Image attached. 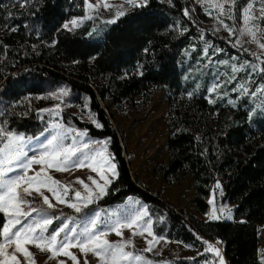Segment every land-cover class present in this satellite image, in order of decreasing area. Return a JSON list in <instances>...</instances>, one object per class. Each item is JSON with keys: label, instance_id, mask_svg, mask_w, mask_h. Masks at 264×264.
Returning a JSON list of instances; mask_svg holds the SVG:
<instances>
[{"label": "trees", "instance_id": "trees-1", "mask_svg": "<svg viewBox=\"0 0 264 264\" xmlns=\"http://www.w3.org/2000/svg\"><path fill=\"white\" fill-rule=\"evenodd\" d=\"M248 1L235 2L237 14ZM84 13L85 0H0V125L40 135L46 128L40 110L58 95L66 106H76L62 110L65 125L87 130L92 138L110 139L107 150L119 174L107 195L74 216L137 197L147 206L154 234L182 242L196 255L175 258L132 245L127 250L155 262L208 264L213 254L205 249L214 240L223 244L227 264H262L264 223L200 219L161 198L132 173L125 132L112 122L110 108L141 110L155 90H165L171 103L169 156L154 174L169 184L193 177L194 203L202 214L209 210L217 183L221 202L244 205L264 192V92L256 91L264 86V54L241 50L208 30L204 23L211 16L192 0H147L115 23L98 22L95 33L89 23L76 30L63 27ZM208 43L221 50L218 61L226 54L254 64L229 68L212 97L215 73L202 56ZM241 82L248 88L244 94ZM45 210L59 216L56 209ZM60 215L50 233L62 224ZM6 222L0 212V231Z\"/></svg>", "mask_w": 264, "mask_h": 264}, {"label": "rangeland", "instance_id": "rangeland-1", "mask_svg": "<svg viewBox=\"0 0 264 264\" xmlns=\"http://www.w3.org/2000/svg\"><path fill=\"white\" fill-rule=\"evenodd\" d=\"M237 0H235L236 2ZM194 4H199L204 7L205 11L211 16L209 22H205V27L213 32L218 33L223 38L232 42L237 48L241 50H247L251 53H263L264 49L260 48V44L264 43V32L260 29H264V18H261V9L264 8V0H249L248 3L243 7L241 13L237 14L235 3L232 0H192ZM110 5L111 7L105 8L104 4ZM88 4L95 5V8H89L85 4V13L82 16H76L71 18L66 22L68 28L71 30H76L82 27L84 24L89 23L90 32H97L99 28L98 22H105L117 19V12L123 11L127 12L134 8V6L128 4L126 0H88ZM251 5L250 15L256 17V19L245 23L244 15L245 10ZM90 17V18H89ZM77 20L79 26H73L71 21ZM227 26V27H225ZM255 33L256 39L254 40L252 35L249 33ZM221 50L219 48L213 47L211 43L204 48L202 56L205 58L206 67H210L215 73L213 81L209 86L210 97L215 91H211L214 84L219 86L224 80L223 75L228 72V69L239 70L241 67H254V64L247 59H240L237 55L228 57L225 54V58L222 61H218L217 53ZM227 63H224V62ZM244 86L242 89H247L245 83L241 82L238 87ZM240 90L241 94L245 91ZM252 95V94H251ZM254 97V95H252ZM180 100V102H182ZM59 106V110H57ZM171 103L165 90H155L152 94L151 101L148 105L141 110H134L129 107L115 109L110 108L113 118L112 122L117 125V127L125 132L126 140L125 145L127 151L131 153V170L132 173L136 174L142 182L152 189L155 193L160 194L161 198L166 200L175 208H181L186 214L194 215L200 219L212 218L213 210H216V216L219 218H228L234 220H250L264 223V192L253 196L244 205L230 204L226 202H221L217 194L221 195L218 189L212 191L209 197V210L206 214H202L198 211L195 203V183L193 177H186L180 180L176 184H169L164 181L162 177H158L154 174L155 168L162 162L166 161L169 156L168 138H169V117H170ZM42 109H51L52 112H40L41 119L45 122L46 128L43 133L38 136H27L22 134L25 138V143L23 145L24 150L28 153V156L36 155L38 158L41 149L39 145L46 137H49L51 132L54 131L50 126L52 124H60L65 128H73L65 125L62 122L61 113L64 109L76 110L75 105L66 106L62 99L58 95L54 96L53 101ZM1 126V125H0ZM48 129V131H46ZM76 129V128H74ZM83 131L81 129H77ZM21 134V133H16ZM90 141H104L97 138H92L88 134L83 138V141L77 139L76 147L81 148L82 144ZM66 144H71L72 139L69 138L65 141ZM2 146V144H0ZM103 147V145H97L89 143L88 149L84 151H89L91 149ZM108 150L104 153L106 156ZM79 155V153H78ZM3 159V156H0ZM25 159V157H21ZM99 159V157H97ZM17 161H13L11 167H15ZM114 163V161H113ZM95 166V162H93ZM20 170L16 173H9V175L19 174ZM36 173H40V178L45 179L46 177H51L53 180L59 181V185H53L54 188H58L61 195L67 201L66 203H59L55 199V195L49 192L47 188L41 187L40 191L44 195L49 197L50 202L55 206L51 209H56L60 214H63L62 227L67 224V229L60 233L57 238L63 240L65 236L70 239L75 237L77 234L82 233L85 228H91L90 222L95 217L96 213H99V217L96 221V228H91V231H103L107 234L102 237L107 239L112 243H117L119 241L132 240V246L140 249H146L151 246L152 250L149 251L154 254H170L175 258L182 257H192L193 251L188 246L179 241L170 240L166 237L157 236L153 232L152 218L148 215V210L146 204L137 197H128L126 202L120 205H113L103 209H92L90 212L76 217L72 213L76 212L74 208L69 207V203H75L81 210L85 207L76 198L75 193L77 191L81 192L82 195H86L83 186L77 182V178L83 180L85 184H88L93 190H95V185L92 181L88 179L92 177L98 181L101 185L104 181L100 179V175L97 172H93L87 164L81 167H75L69 165L66 171H57L55 168H49L47 164H37L33 163L28 169L27 176H35ZM109 179H115L112 177L110 170L105 169L104 173ZM51 183V181H49ZM67 187V193L65 194L63 189ZM27 185H22L18 191L23 195V188ZM32 197H35L37 201L41 203L43 209H50L46 204L43 203L42 197L36 193L33 189ZM30 196L25 198L30 200ZM36 200H30V204L23 205L25 210H30L31 208H40L36 204ZM94 200H96L94 198ZM137 201L139 203H137ZM90 205V204H89ZM88 205V206H89ZM87 206V207H88ZM223 207L224 212H220L219 209ZM230 214H229V211ZM50 215V210H46ZM141 213V219H139L133 226L127 227L125 225L126 221L134 217L137 213ZM147 213L146 215L144 213ZM230 215V218H229ZM8 219V218H7ZM40 219L37 213H32V216L27 220L23 221L26 224H33L36 220ZM151 220L150 230L152 235L145 231L149 227L148 220ZM56 220V219H54ZM53 220V221H54ZM117 222L122 225L117 230L122 232V236H118L111 229L116 226ZM19 227V226H18ZM59 227V228H60ZM58 228V229H59ZM75 229V233L71 230ZM137 234H133V232ZM39 229H37V233ZM53 232V231H52ZM51 232V233H52ZM143 234H139V233ZM48 231L45 233L46 236L51 234ZM82 238V237H81ZM120 243V242H119ZM262 264H264V231L262 233ZM14 247V246H13ZM28 250L33 254V257L25 258L23 254L17 253V257L21 261V264H84L87 260L89 264H102V261L94 255L92 252L83 253L78 247H70L67 251L71 252L72 255L77 257V261H73L69 256L63 254H57L53 256L51 252L41 251L33 245H26ZM9 248L8 251H12ZM221 255L225 264H227L223 250L219 248ZM126 252L133 253L125 248ZM213 258L210 264H219V257L215 255V252H211ZM134 256H140V260L132 259L130 261H125L123 264H167L164 262L151 261L140 254L133 253Z\"/></svg>", "mask_w": 264, "mask_h": 264}, {"label": "snow or ice", "instance_id": "snow-or-ice-1", "mask_svg": "<svg viewBox=\"0 0 264 264\" xmlns=\"http://www.w3.org/2000/svg\"><path fill=\"white\" fill-rule=\"evenodd\" d=\"M126 2L134 7H143L147 3V0H126ZM232 3H235V0H232ZM85 4L89 8L97 7L88 4V0H85ZM104 7L109 8L111 6L105 3ZM250 9L251 5L245 10L244 21L246 24L256 19V17L250 15ZM116 15L118 18L125 15V12L119 11ZM185 15H188L187 10H185ZM261 18H264V8L261 9ZM115 22V19L108 21V23ZM71 23L73 26H79L77 20H73ZM63 27L67 29L68 24L63 25ZM248 31L255 40V33L251 32V29H248ZM260 31L264 32V29H260ZM260 48L264 49V43L260 44ZM224 63L227 62L225 61ZM233 70L235 71L236 69L234 68ZM262 71H264V69H262ZM218 87V84H214L211 91H215ZM240 88H244V86L241 85ZM244 91L247 92L248 90L245 89ZM256 91L264 92V86L258 88ZM252 95H255V92H253ZM209 102L212 103L214 101L210 100ZM229 103L234 104V101L230 100ZM57 110H59V106H57ZM40 111L52 112L51 109H41ZM93 123L96 124L97 128L102 127V125L96 123V121H93ZM50 127L54 129V131H52L50 136L46 137L45 140L40 143L39 148L41 151L39 153L40 158H38L36 155L28 156V153L23 147L25 138L22 134H16L5 129L3 126H0V144H2V146H0V156H3V159H0V212L4 213L8 218L7 222L3 225L2 231H0V236L3 237V242H0V264H21V261L16 255L17 253L23 254L25 258L33 257V254L28 250L26 245H33L41 251L51 252L53 256L57 254L67 255L73 261H77V257L67 251L70 247H78L83 253L92 252L99 257L102 264H123V262L130 261L133 258L140 260V256H134L133 253L125 251V248L128 245L133 244L132 240L129 239L123 243H112L107 239L102 238L107 234L106 232L91 231V228H96L97 226L96 221L99 217V213H96L95 217L90 222L91 228H85L82 233L77 234L71 239L68 236H65L63 240L58 241L57 238L60 236V233L67 229V224L54 230L48 236H46L45 233L53 223V220L60 219V217L49 215L43 208H31L30 210L24 209L23 205L31 203L30 200L25 198L26 196H32V191H30V189H33L42 197L43 203L46 204L48 208L51 209L55 207L50 202L49 197L40 191L41 187H45L49 192H52L59 203L67 202L61 195L60 190L53 187V185H59V181L53 180L51 177L41 179L40 173H36L35 176L31 177L26 175L28 169L33 163L47 164L49 168H55L57 171H66L69 165L81 167L87 164L93 172H97L100 175V179L104 181V184L101 185L98 181L89 177L88 179H90L92 184L95 185V190H93L88 184H85L83 180L77 178V182L83 186L86 195H82L81 192L77 191L75 196L84 207L93 203L94 198L100 199L108 194V186L112 184L113 180L109 179L104 174L105 169L110 170L113 178H118L119 175L116 171V164L113 163L114 156L111 153H108L106 156L104 155L107 151V145L110 142V139L85 142L82 144L81 148H77L75 146L77 139L79 138V140L83 141V138L87 136V130L79 131L74 128H65L60 124H52ZM46 131H48V129H46ZM69 138L72 139V143L66 144L65 141ZM89 143L103 145V147L84 151L85 149H88ZM21 157H25V159L22 160ZM97 157H99V159H97ZM13 161L18 162L16 166H8L11 165ZM93 162H95V166L93 165ZM17 170H20L19 174L9 175V173H16ZM49 181H51V183H49ZM25 184L27 187L23 188L22 195L18 189ZM217 187H220L219 183H217ZM67 190L68 189L65 186L63 189L65 194L67 193ZM137 203L139 202L137 201ZM68 206L74 208L77 213L81 211V207L75 203H69ZM219 211L224 212L225 209L221 207ZM228 211L230 214L231 210ZM32 213H37L40 219L36 220L33 224L23 223V221L32 216ZM144 214L146 215L147 213L145 212ZM141 218V213L138 212L134 217L128 219L123 226L131 228L133 224ZM212 218H219L216 216L215 209L213 210ZM147 223L149 227L146 228L145 231H148V234L152 235L150 230L151 220L149 219ZM121 226L120 222H117L116 226L111 230L114 231L116 235L122 236V232L117 230ZM37 229H39L38 233ZM71 231L75 233V229H72ZM133 234L135 235L137 233L134 231ZM139 234L143 233L141 232ZM205 243L207 242L205 241ZM9 248H12L13 250L10 252L8 251ZM151 250V246L145 249V251ZM205 251L215 252V255L220 258L219 264H225L219 248L209 245ZM84 264H89V262L85 260Z\"/></svg>", "mask_w": 264, "mask_h": 264}, {"label": "built area", "instance_id": "built-area-1", "mask_svg": "<svg viewBox=\"0 0 264 264\" xmlns=\"http://www.w3.org/2000/svg\"><path fill=\"white\" fill-rule=\"evenodd\" d=\"M208 244L212 245L215 248H221V250L223 249V244L217 243V241L209 240Z\"/></svg>", "mask_w": 264, "mask_h": 264}, {"label": "crops", "instance_id": "crops-1", "mask_svg": "<svg viewBox=\"0 0 264 264\" xmlns=\"http://www.w3.org/2000/svg\"><path fill=\"white\" fill-rule=\"evenodd\" d=\"M148 215H149V213H148ZM195 255H196V254H193L192 257H182V258H187V259H189V258H194ZM212 258H213V257H211L210 261L212 260ZM210 261H209L208 264H210ZM164 263H167V262H164ZM167 264H169V263H167ZM202 264H206V262H202Z\"/></svg>", "mask_w": 264, "mask_h": 264}]
</instances>
